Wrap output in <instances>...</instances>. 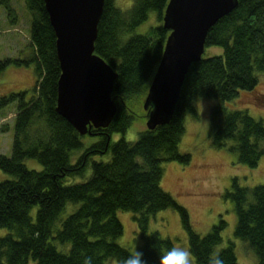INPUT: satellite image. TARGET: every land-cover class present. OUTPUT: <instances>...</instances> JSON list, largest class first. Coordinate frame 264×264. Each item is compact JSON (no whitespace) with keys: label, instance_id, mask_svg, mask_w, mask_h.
<instances>
[{"label":"trees","instance_id":"obj_1","mask_svg":"<svg viewBox=\"0 0 264 264\" xmlns=\"http://www.w3.org/2000/svg\"><path fill=\"white\" fill-rule=\"evenodd\" d=\"M132 1L123 10L117 0H105L95 52L117 73V111L107 127L82 135L57 111L62 71L45 2L25 0L32 16V56L0 61V74L11 64L31 63L36 74L30 94L24 90L0 98V108L15 104L17 109L12 155L0 153V169L11 175L0 180V227L10 231L0 237V264H85L89 257L91 264H106L111 258L121 264L135 253L117 242L124 234L120 210L135 214L143 239L139 252L146 264H159L162 255L176 248L171 238L149 230L151 218L166 209L181 215L197 264H208L213 251L225 264H240L234 243L218 249L227 226L224 219L205 235L194 230L188 210L162 187L163 164L190 161L191 155L181 153L179 146L186 116L195 115L196 101L204 98L221 102L212 111L214 146L236 153L249 168L264 157V120L247 109L228 110L224 105L261 82L264 0H238L236 8L210 28L206 47H220L223 53L191 65L167 122L141 131L136 141H114V134H125L137 119H148L151 109L144 108L145 100L171 32L163 22L169 0ZM0 6L15 22L11 0H0ZM150 12H156L158 23L146 34L134 33ZM86 137L95 142L85 146ZM28 160L41 168H30ZM225 194L237 212L235 235L254 250L258 264H264V185L243 186L235 177Z\"/></svg>","mask_w":264,"mask_h":264},{"label":"rangeland","instance_id":"obj_2","mask_svg":"<svg viewBox=\"0 0 264 264\" xmlns=\"http://www.w3.org/2000/svg\"><path fill=\"white\" fill-rule=\"evenodd\" d=\"M132 0H117V6L123 10L129 9ZM11 5L17 14L16 21L12 14L0 6V61L7 58L27 59L32 56L30 42L31 13L25 0H11ZM158 23L156 12H150L149 18L138 26L134 33L146 34ZM223 49L216 46L205 47L203 57L221 55ZM261 82L252 91H243L234 100L224 103L228 110L247 109L249 113L264 120V73L260 74ZM153 79V78H152ZM36 85L34 64H11L0 74V98L10 93L28 90L29 94ZM221 102L215 99H199L196 101L195 115L186 116V132L179 150L191 155L188 163L171 161L163 164L164 175L162 187L184 206L190 215L194 230L207 234L221 219L227 222L223 230V242L218 249L234 243L240 264H258L257 255L248 243L235 235L238 222L234 202L226 196V191L232 188L235 177L243 186L254 187L264 185V157L256 168H249L240 163L237 154L228 148H218L212 143V111ZM16 105L10 104L0 108V153L12 155L14 139V123ZM147 128V119H137L125 134H114L113 140L124 137L127 141H136L139 133ZM85 146L94 143L92 137L84 139ZM105 158V157H104ZM30 168H41L35 160H28ZM11 175L0 169V180L10 179ZM73 210V208H71ZM36 212V211H34ZM124 226V234L117 240L123 247L136 253L142 246L143 239L135 214L120 210L117 213ZM150 232L158 231L163 236L171 238L177 249H188L189 235L183 227L179 212L166 209L151 218ZM10 231L0 227V237ZM193 264H197L192 255ZM29 264H35L33 260ZM106 264H119L115 259L107 260Z\"/></svg>","mask_w":264,"mask_h":264},{"label":"water","instance_id":"obj_3","mask_svg":"<svg viewBox=\"0 0 264 264\" xmlns=\"http://www.w3.org/2000/svg\"><path fill=\"white\" fill-rule=\"evenodd\" d=\"M57 37L61 67L57 111L80 134L107 127L117 111V73L95 52L105 0H44ZM238 0H169L163 22L171 30L145 100L147 128L167 122L191 65L204 54L210 28Z\"/></svg>","mask_w":264,"mask_h":264},{"label":"clouds","instance_id":"obj_4","mask_svg":"<svg viewBox=\"0 0 264 264\" xmlns=\"http://www.w3.org/2000/svg\"><path fill=\"white\" fill-rule=\"evenodd\" d=\"M181 261V264H193L192 253L188 249L173 248L159 258V264H174L175 261ZM85 264H91V258L85 260ZM121 264H146L142 252H136L134 255L126 257ZM208 264H225L222 255L213 251L209 254Z\"/></svg>","mask_w":264,"mask_h":264}]
</instances>
